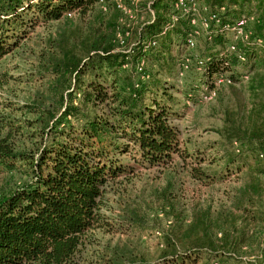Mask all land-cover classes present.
Instances as JSON below:
<instances>
[{
	"label": "trees",
	"instance_id": "16d2710c",
	"mask_svg": "<svg viewBox=\"0 0 264 264\" xmlns=\"http://www.w3.org/2000/svg\"><path fill=\"white\" fill-rule=\"evenodd\" d=\"M0 68V264H264V0H0ZM210 94L221 125L200 147L179 122ZM177 157L200 185L235 171L242 186L182 214ZM139 168L167 171L159 256L82 259L113 227L105 198Z\"/></svg>",
	"mask_w": 264,
	"mask_h": 264
},
{
	"label": "rangeland",
	"instance_id": "374dc122",
	"mask_svg": "<svg viewBox=\"0 0 264 264\" xmlns=\"http://www.w3.org/2000/svg\"><path fill=\"white\" fill-rule=\"evenodd\" d=\"M182 2V4H185V0H182ZM192 6L199 19L200 8L197 5ZM121 7L125 11V14H130L125 7ZM191 26L198 29L197 33H203V31L207 30L206 25L198 20H192ZM230 35L231 32L229 33ZM18 62H21L19 58H9L8 66H12ZM4 70L0 68V72H4ZM195 82H197L196 77L191 76L186 82L181 81V85L184 86ZM222 93H224V96L226 95L225 92ZM2 94L3 92H0V96ZM173 96L178 100L183 99L175 93ZM212 99V94L208 98H203L202 105L191 107L189 111H186V117L179 122L181 129H184V133L200 147L218 139L215 130L221 125V110L219 104L217 102L213 103ZM188 105L190 106V104ZM208 154L210 155L211 153L208 152ZM180 163L181 159L177 157L167 169H169V173H175L176 180L174 182L176 190L174 194L177 198L176 210L178 212L181 211L182 214L184 210L188 207H193L199 200H206L210 194L219 198L222 197V192L234 194L242 186V180H240V178H243L242 172L236 173L235 171L234 173H230V175H226L224 178H227V180L214 188L212 186L200 185L190 180L186 172L180 171L181 169L178 166ZM165 173H167L166 169L139 168L131 176L129 184L123 186L124 192H121L118 196L112 193L105 198L104 204L101 206V212L112 219L111 224L113 227L109 233H95V242L85 248L82 259L91 260V258H94L96 254H99L107 246L111 248H126L137 258L144 257L148 261H152L159 256L163 246V234H165L173 221V215L167 214L168 216H166V213H164L166 211L163 210V206L154 192L155 189L162 190L166 186ZM247 178L253 177L249 176ZM127 211L135 212L140 217V221L134 225H128L124 221H121L120 217ZM234 213L238 214L237 211ZM252 256L258 255L254 253ZM248 258L249 261H253L251 256ZM225 264L234 263L225 262Z\"/></svg>",
	"mask_w": 264,
	"mask_h": 264
},
{
	"label": "built area",
	"instance_id": "2783aa9c",
	"mask_svg": "<svg viewBox=\"0 0 264 264\" xmlns=\"http://www.w3.org/2000/svg\"><path fill=\"white\" fill-rule=\"evenodd\" d=\"M182 3H183L182 0H178L177 7H179L180 5H183ZM192 9H193V11H194L193 6H192ZM193 21H194V20H193ZM243 24H244V22H243V21H240V22H238L235 26L229 28V31L231 32V35H233L235 39H236L238 36H241V26H242ZM188 44H189L190 47H192V46H193V41H192V40H189V41H188ZM218 83H220V81H219ZM212 95H213V94H212Z\"/></svg>",
	"mask_w": 264,
	"mask_h": 264
}]
</instances>
